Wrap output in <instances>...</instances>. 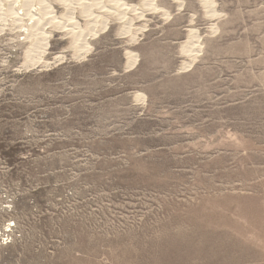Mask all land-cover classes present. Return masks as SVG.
<instances>
[{
	"label": "rangeland",
	"instance_id": "obj_1",
	"mask_svg": "<svg viewBox=\"0 0 264 264\" xmlns=\"http://www.w3.org/2000/svg\"><path fill=\"white\" fill-rule=\"evenodd\" d=\"M124 1L26 66L40 2L0 0V264H264V0Z\"/></svg>",
	"mask_w": 264,
	"mask_h": 264
},
{
	"label": "bare ground",
	"instance_id": "obj_2",
	"mask_svg": "<svg viewBox=\"0 0 264 264\" xmlns=\"http://www.w3.org/2000/svg\"><path fill=\"white\" fill-rule=\"evenodd\" d=\"M7 1L9 2V0ZM14 1L20 3L22 6H27L31 4V0L23 1V2H26L27 4L22 3V0H14ZM38 1L40 2V4L38 5L39 9H36V10H38L39 12L42 11V13L39 14L37 12L38 14L32 15L29 12L28 14H26L28 16V19L32 21L31 26H34L35 28H37L38 31H40V32L36 31L38 33H37V36L35 35L36 38H34L35 44L31 48V51H28L27 53L28 57L26 60L27 61L26 66H36V65L38 66L40 64L41 65L44 64L45 66H48L53 63L45 59L47 50L50 47V38H51V34L43 31L46 29L43 26L45 24L52 23L54 25L55 23L57 26V29L59 28L61 30H63L64 28H67L69 33L74 35L72 42H71L72 47L76 45L77 46L80 45L79 51L83 55V54H87L88 52H90L91 46L87 42V39L89 37H95L98 34V32L95 31V28L98 25L97 21L99 20V16L93 12L94 8H97L103 11L105 10L109 13L113 12V14H116L117 12H119V10H123V13L124 11H127L129 9H132L134 12L137 11L135 7L129 6V4H127L124 0H107V5L104 4L103 0H55V1H59L61 4H63L66 7V13L63 14L61 17H54V15L53 16L50 15V14H53L54 11L51 10L52 6L50 5L49 0H38ZM200 2L201 3L203 2L204 8H206L208 10L207 12H209V16L211 15L210 17L216 18L217 13L214 9L213 0H200ZM77 9H80L81 17L87 21V27L89 26L87 29L81 28L79 22L76 21L75 14H76ZM47 10H49L48 13L45 12ZM161 10L162 8L158 5L157 0H144L143 9L141 8V11L138 13V17L143 18L145 12H158ZM7 13L10 15L17 14V12H13L11 10L6 12V14ZM122 14L119 20H123V19L126 20L125 16ZM164 15L167 17L170 16L169 13L167 12H165ZM19 20H22L20 16H19ZM106 21L107 20H104L102 22V30L107 28ZM131 22H132L131 19H129L128 27L125 30H123L124 31L123 35L131 34V31H132ZM200 41H201V37L198 35L197 31L191 30L189 39L187 40L185 45L182 46L183 55L185 54L187 57L191 58V61H192L191 63H187L185 68H188V69L191 68L193 62H195L196 58L198 57L200 50H198L197 48L200 46L199 45ZM127 55L130 61L129 67L136 64V61H137L136 55H133L130 52L127 53ZM62 58L63 57L60 55L57 56L55 58V62H60Z\"/></svg>",
	"mask_w": 264,
	"mask_h": 264
}]
</instances>
